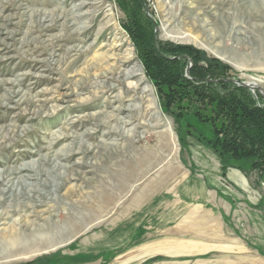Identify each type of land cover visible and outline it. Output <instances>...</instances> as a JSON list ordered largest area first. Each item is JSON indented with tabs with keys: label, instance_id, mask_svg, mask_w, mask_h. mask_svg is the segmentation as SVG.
<instances>
[{
	"label": "rangeland",
	"instance_id": "obj_1",
	"mask_svg": "<svg viewBox=\"0 0 264 264\" xmlns=\"http://www.w3.org/2000/svg\"><path fill=\"white\" fill-rule=\"evenodd\" d=\"M144 2L168 57L200 54L264 108V0ZM135 8L0 0V264H264V169L197 140L227 112L159 86Z\"/></svg>",
	"mask_w": 264,
	"mask_h": 264
},
{
	"label": "trees",
	"instance_id": "obj_2",
	"mask_svg": "<svg viewBox=\"0 0 264 264\" xmlns=\"http://www.w3.org/2000/svg\"><path fill=\"white\" fill-rule=\"evenodd\" d=\"M132 1L136 8L131 15L132 26L126 27V29L140 42L149 45V60L153 66L155 65L154 68L163 75L159 86H164L167 89L177 87L181 90L179 93L182 96H185V90H191L196 97L209 98L211 102L214 101L217 104L219 109L227 112L226 117L229 118L226 119V127L216 129L212 126L211 135L214 139L199 134L197 140L209 146L220 160H245L255 169H264V108L255 106L247 88L232 82L222 76L223 74L220 72H212L211 69L218 64L203 60L200 54L195 53V55L192 50H190L192 53L182 54L181 50L188 48L177 47L173 48L172 58L168 57L167 48L160 47L156 43L150 21L145 18L146 25L142 24L138 10L145 6L144 0ZM186 56L192 63L188 77L185 74L186 59H188ZM201 62L206 64L205 68L200 65ZM193 82H199L200 86L193 87ZM164 95L167 106L176 98L170 96L168 92ZM199 121L201 124H210V121L204 119H199ZM224 168L223 166L222 169ZM39 264H43V262Z\"/></svg>",
	"mask_w": 264,
	"mask_h": 264
},
{
	"label": "bare ground",
	"instance_id": "obj_3",
	"mask_svg": "<svg viewBox=\"0 0 264 264\" xmlns=\"http://www.w3.org/2000/svg\"><path fill=\"white\" fill-rule=\"evenodd\" d=\"M17 187H18V191L19 192L17 191V192H13V193H14L15 196H21V195H25L26 189H28L29 185L26 184V183H18ZM10 191H11V189H9L8 191L0 192V195L5 194V193H8ZM1 202H2V200H0V203ZM101 209L104 210L103 207H101ZM2 215L3 214L0 213V220H2L1 219ZM1 235L3 237L2 239H4L3 240L4 243L5 244H9V246H7L9 248H6V250H5L6 252L11 253L12 251H15V252H19V251L21 252V251H23V249L21 248V246H19V247L16 246V243H17V245H19L18 244V240L21 237L20 236V232L17 229H15L14 227L13 228L10 227L9 229L3 231ZM22 236H24V235H22ZM8 239H10V240L7 241ZM14 242H15V245H14Z\"/></svg>",
	"mask_w": 264,
	"mask_h": 264
},
{
	"label": "water",
	"instance_id": "obj_4",
	"mask_svg": "<svg viewBox=\"0 0 264 264\" xmlns=\"http://www.w3.org/2000/svg\"><path fill=\"white\" fill-rule=\"evenodd\" d=\"M186 73L188 74V70L186 71ZM235 83L236 84H240L241 86L247 87V88H249L251 90H256L257 92H259L260 94H262L261 89L257 85H255V84H251L250 85V84H246V83H237V82H235Z\"/></svg>",
	"mask_w": 264,
	"mask_h": 264
}]
</instances>
